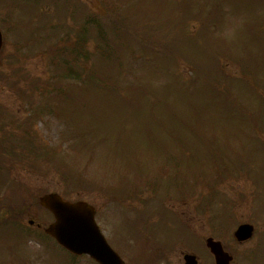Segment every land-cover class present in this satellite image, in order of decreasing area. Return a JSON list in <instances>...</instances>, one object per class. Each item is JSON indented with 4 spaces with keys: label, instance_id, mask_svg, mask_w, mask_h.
Listing matches in <instances>:
<instances>
[{
    "label": "rangeland",
    "instance_id": "374dc122",
    "mask_svg": "<svg viewBox=\"0 0 264 264\" xmlns=\"http://www.w3.org/2000/svg\"><path fill=\"white\" fill-rule=\"evenodd\" d=\"M51 1L0 0V124L12 149L0 203L13 210L0 226V264H76L37 230L53 220L38 203L52 191L93 203L109 243L136 264L173 235L195 249L190 236L220 231L227 211L237 217L226 227L254 222L264 235V0H113L134 6V25L152 21L136 30L127 20L102 47L90 27L80 81L59 79L55 50L78 42L89 6L112 36L111 0H73L70 14L66 0L49 12ZM176 224L187 235L173 234Z\"/></svg>",
    "mask_w": 264,
    "mask_h": 264
},
{
    "label": "water",
    "instance_id": "95a60500",
    "mask_svg": "<svg viewBox=\"0 0 264 264\" xmlns=\"http://www.w3.org/2000/svg\"><path fill=\"white\" fill-rule=\"evenodd\" d=\"M2 44L0 31V50ZM41 203L56 217L46 230L61 244L79 254L89 253L101 264H124L101 233L95 221V209L88 202H71L64 200L58 193H48L41 197ZM250 230L248 225L239 228V232L245 236L250 234Z\"/></svg>",
    "mask_w": 264,
    "mask_h": 264
},
{
    "label": "flooded vegetation",
    "instance_id": "af4514ba",
    "mask_svg": "<svg viewBox=\"0 0 264 264\" xmlns=\"http://www.w3.org/2000/svg\"><path fill=\"white\" fill-rule=\"evenodd\" d=\"M219 227V225H215ZM225 228V227H224ZM217 230V229H216ZM220 231L202 232L199 235V247L195 250L188 249L182 241L175 245H169L164 250L155 253V264H188L187 254L195 255V264H221L222 254L214 252L207 245V239L212 237L219 242L223 251L224 258L228 264H264V235L259 230L254 229L249 238H237L236 229L227 227ZM220 250V249H219Z\"/></svg>",
    "mask_w": 264,
    "mask_h": 264
},
{
    "label": "trees",
    "instance_id": "16d2710c",
    "mask_svg": "<svg viewBox=\"0 0 264 264\" xmlns=\"http://www.w3.org/2000/svg\"><path fill=\"white\" fill-rule=\"evenodd\" d=\"M87 21L89 24L81 27L78 30L77 37L79 38L78 42H74L71 46L67 45H59V48L55 50L54 59L52 61L54 67H56L57 71L55 73L59 77V79H69V80H82V63L88 60L89 58L82 50V45L84 41L88 38V32L95 27V34L98 38H101L99 41V46L102 47L104 43L109 42L114 33L119 36L123 35L124 29L131 28L132 26L127 23H121L113 14H110L108 17V22L111 21V34L106 33L105 23H103L100 19V15L92 14L87 16ZM147 21H152L150 18L140 19L138 22V27H143V23H147ZM90 25V26H89ZM136 28V27H135ZM138 28H136L137 30ZM264 30V29H263ZM62 40V38H61ZM155 42V41H153ZM84 46V45H83ZM159 46V45H157ZM147 48L156 49L155 44L146 45ZM169 53V52H168ZM107 54L113 55V51L109 50ZM106 56V55H105ZM106 59H109L107 56ZM86 59V60H84ZM212 59L209 56V61ZM88 78L84 76V79ZM225 78V77H224ZM61 91V88H59Z\"/></svg>",
    "mask_w": 264,
    "mask_h": 264
}]
</instances>
